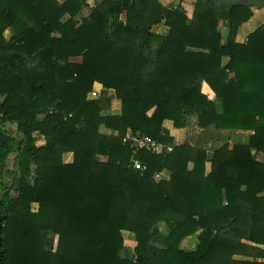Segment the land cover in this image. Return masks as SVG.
I'll list each match as a JSON object with an SVG mask.
<instances>
[{"label":"trees","instance_id":"1","mask_svg":"<svg viewBox=\"0 0 264 264\" xmlns=\"http://www.w3.org/2000/svg\"><path fill=\"white\" fill-rule=\"evenodd\" d=\"M94 1L77 19L85 0H0V178L15 152L19 173L0 197V264H264V23L236 41L255 8ZM94 83L118 114L87 99ZM191 116L248 144L176 145L164 121ZM135 133L163 151L133 153Z\"/></svg>","mask_w":264,"mask_h":264},{"label":"rangeland","instance_id":"2","mask_svg":"<svg viewBox=\"0 0 264 264\" xmlns=\"http://www.w3.org/2000/svg\"><path fill=\"white\" fill-rule=\"evenodd\" d=\"M161 3L166 5V6H174L173 4H171L169 2L166 3L163 0H161ZM94 5H95L94 0H85V5L83 6L82 10L80 11L81 17L87 16L88 13L90 12L89 10H91V8ZM254 11H255V13H253V16L250 19V21L248 23H246L245 25H243L241 30L239 31L240 35H239V37H237V39L241 42L245 41L246 36L249 34V32H252L255 28H257L259 25L264 23V6L261 9L260 8L254 9L253 12ZM122 20H123V17H122ZM220 29H221V26H220ZM221 31L224 32L223 28L221 29ZM94 84H96V83H94ZM94 84H93V86H94ZM100 86H96L97 87L96 91L99 92L97 95V98H94V99L91 98L90 93L92 91H94L92 89L91 92L88 94L87 99L88 100L99 99V101L102 105V113L105 115L117 112V109H118L117 103H119V101L115 99L114 93L108 92L107 90L103 89L102 86L101 87ZM5 128L7 129L9 134L12 135L14 138H16V139L20 138V134L17 132L15 125L7 124L5 126ZM100 132L106 133L105 130H103V128H100ZM36 140H37V142H36L37 145L43 144V140L40 137H37ZM228 140H230V139L224 138V141H226L224 143L227 145H230V143H227ZM256 158L258 160H261L263 158V155L257 154ZM101 159H103V158H101ZM18 177H19V173H18V168H17V152H15V153H12L8 156V158L6 160V166H5L4 170L2 171V176L0 178V197L4 194L5 190H7V189L9 190L10 195H12V196L16 195V182L18 180ZM159 230L163 235H166L168 233V229L164 223L159 224ZM125 234H126V232L124 233V235ZM128 234L130 236H132L130 233H128ZM195 243H196V235H192V236L186 238L185 240H183L181 242V246H182V248H184L186 250H191L194 248ZM125 244H126V248L122 250V252L120 253V257L125 258V259H133L134 258L133 243H132V240L130 239V237L125 238ZM242 259H245V258H242Z\"/></svg>","mask_w":264,"mask_h":264},{"label":"crops","instance_id":"3","mask_svg":"<svg viewBox=\"0 0 264 264\" xmlns=\"http://www.w3.org/2000/svg\"><path fill=\"white\" fill-rule=\"evenodd\" d=\"M57 1L61 3L64 0H57ZM163 1L166 3L169 2L175 6L179 0H163ZM189 3L190 2H188V4ZM255 11L253 13H255ZM80 17H81V13L77 17V19H79ZM83 17H85V16H83ZM245 24H243V25H245ZM242 26L240 27L239 31L241 30ZM162 31H163V25L162 24L156 25L155 27L152 28V32H154V33H161ZM239 35H240V32H238L237 37H239ZM237 37H236V41L241 42L237 39ZM96 86H100V85L97 83L94 84V86L92 87V89L94 91H96V89H97ZM107 91L113 93L112 90H107ZM201 91L209 99H211V100L214 99V94L212 93V91L209 89V87L205 83L202 84ZM98 93L99 92H97V95H98ZM117 104H118L117 105V107H118L117 112L112 113V115L118 114L120 111V102ZM106 115H110V114H106ZM163 126L169 132L170 136L173 138L174 143L176 145L186 143V144H189L191 146L204 149L207 151L208 154H210L213 150L219 148L221 145L225 144L224 142H226V141H224V138L230 139L227 141V143H230L229 146H232L234 144L246 145V144H248L249 134H250L249 132H232V133L220 132V131H216L213 127H209L206 129H199L197 127V121H196L195 116L188 117L186 125L183 129L173 128L170 121H164ZM103 130H105V132H106L105 134H115L114 132H112L110 130H106L104 128H103ZM102 133H104V132H102ZM62 158H63L64 163H70L72 161V154L66 153L63 155ZM159 178L163 179V180H167L169 178V173L167 171H162L159 173Z\"/></svg>","mask_w":264,"mask_h":264},{"label":"built area","instance_id":"4","mask_svg":"<svg viewBox=\"0 0 264 264\" xmlns=\"http://www.w3.org/2000/svg\"><path fill=\"white\" fill-rule=\"evenodd\" d=\"M90 95L92 99L97 98L96 91H92ZM122 143L131 148L133 153H136L139 150H145L150 153L160 154L163 151L162 146L158 142L149 136H145L140 133L125 136L122 138ZM167 150H169V148ZM132 164L136 170L143 171L145 169L137 160H134ZM156 177L159 178V174L156 175Z\"/></svg>","mask_w":264,"mask_h":264},{"label":"water","instance_id":"5","mask_svg":"<svg viewBox=\"0 0 264 264\" xmlns=\"http://www.w3.org/2000/svg\"><path fill=\"white\" fill-rule=\"evenodd\" d=\"M242 3L249 7L261 8L264 5V0H213V4L217 8H220L222 5L238 6Z\"/></svg>","mask_w":264,"mask_h":264}]
</instances>
